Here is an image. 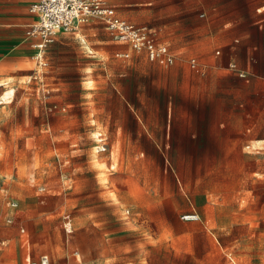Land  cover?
Segmentation results:
<instances>
[{
    "label": "rangeland",
    "instance_id": "rangeland-1",
    "mask_svg": "<svg viewBox=\"0 0 264 264\" xmlns=\"http://www.w3.org/2000/svg\"><path fill=\"white\" fill-rule=\"evenodd\" d=\"M111 1L186 57L153 60L94 17L36 58L21 42L31 14L0 0V264H264L263 85L246 86L250 122L227 134L241 105L180 95L201 44L163 37L150 0Z\"/></svg>",
    "mask_w": 264,
    "mask_h": 264
},
{
    "label": "crops",
    "instance_id": "crops-1",
    "mask_svg": "<svg viewBox=\"0 0 264 264\" xmlns=\"http://www.w3.org/2000/svg\"><path fill=\"white\" fill-rule=\"evenodd\" d=\"M34 1L31 0L29 5H23L24 0H18L16 5H19L20 13L8 15V17L17 18L15 20L18 21H21L20 18L27 16L28 13L32 16L26 23L25 36L21 42L27 39V27L35 19L34 13L30 10ZM150 1L149 5L162 6L165 9L163 13H149L150 21L169 24L166 25L167 34H163V37L180 40L193 37L201 44L191 48L190 52L186 50L190 55L198 56L203 63V68L197 74L186 67L182 69L181 75L184 77L185 88L180 95L186 102L196 105L216 103L220 109L224 103L241 105L238 114L227 111L226 121H219V126L229 127L231 130L227 134L244 133L245 125L251 118L245 104L252 102L250 89L246 92V86L251 82L261 84L264 95V0ZM110 2L114 5L111 0ZM153 27L161 28L162 31L161 26ZM32 41L33 39L30 45L33 48ZM184 42L188 43V41ZM214 46L223 47V54L218 61L211 59L213 57L211 48ZM220 51L221 49H218L217 53ZM180 52L186 54L185 51ZM210 60H213L212 64ZM232 63L236 65L235 68L231 67ZM152 68L160 74L167 73L155 64ZM175 71L177 70H170L169 73ZM153 83L155 85L158 83L159 89H168L160 82L153 81ZM147 141L158 144L150 133L147 135Z\"/></svg>",
    "mask_w": 264,
    "mask_h": 264
},
{
    "label": "built area",
    "instance_id": "built-area-1",
    "mask_svg": "<svg viewBox=\"0 0 264 264\" xmlns=\"http://www.w3.org/2000/svg\"><path fill=\"white\" fill-rule=\"evenodd\" d=\"M30 10L34 13L35 19L28 25L26 37L33 39L32 46L36 58H42L47 46L55 41L60 32L74 30L94 17L105 22L113 38L129 43L135 50H146L153 60L168 64L174 62L176 58L186 57L185 53L175 54L166 45L156 42L155 36L160 29L138 24L119 15L110 0H35ZM121 55L126 58L129 53ZM188 57L191 66L200 72L203 63L198 56L191 54ZM231 67H234V64ZM184 218L198 219L199 216L190 213ZM41 262L46 264L47 256H44Z\"/></svg>",
    "mask_w": 264,
    "mask_h": 264
}]
</instances>
